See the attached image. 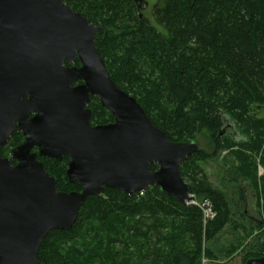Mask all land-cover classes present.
Returning a JSON list of instances; mask_svg holds the SVG:
<instances>
[{
    "label": "trees",
    "instance_id": "trees-1",
    "mask_svg": "<svg viewBox=\"0 0 264 264\" xmlns=\"http://www.w3.org/2000/svg\"><path fill=\"white\" fill-rule=\"evenodd\" d=\"M61 1L109 30L95 41L109 75L170 141L192 143L202 133L210 135L214 153L200 148L181 164L180 173L195 199L209 200L215 217L206 221L200 207L181 204L158 187L133 196L106 189L103 196L88 198L71 231L47 236L40 262L203 264L204 258H215L206 244L228 226L239 230L241 225L202 163L230 150L238 163L230 169L240 201L246 203L248 182L264 215V177L258 179L255 159L262 153L264 166V0H156L153 21L142 16V0ZM89 108L93 125L114 121L97 97ZM20 140L0 148V156L8 157ZM39 161L57 180L59 192L82 190L68 180V159ZM255 228L264 231V222ZM245 252L243 264L264 257V241Z\"/></svg>",
    "mask_w": 264,
    "mask_h": 264
},
{
    "label": "water",
    "instance_id": "water-1",
    "mask_svg": "<svg viewBox=\"0 0 264 264\" xmlns=\"http://www.w3.org/2000/svg\"><path fill=\"white\" fill-rule=\"evenodd\" d=\"M107 32L61 0H0V148L16 130L25 137L0 156V264H42L47 236L71 231L88 198L106 189L133 196L158 187L181 204L195 201L180 167L199 145L170 141L115 85L95 45ZM92 97L113 123L93 125ZM39 157L68 159V180L82 190L59 192Z\"/></svg>",
    "mask_w": 264,
    "mask_h": 264
},
{
    "label": "rangeland",
    "instance_id": "rangeland-1",
    "mask_svg": "<svg viewBox=\"0 0 264 264\" xmlns=\"http://www.w3.org/2000/svg\"><path fill=\"white\" fill-rule=\"evenodd\" d=\"M145 1H147L148 4H146ZM145 1L142 0L140 3L141 14L148 20L153 21V9L156 0ZM262 114L264 115V112ZM230 132L235 133L234 130H230ZM195 140L199 148L206 152L214 153L215 147L211 142L210 135L202 133ZM233 150L235 151L237 149ZM229 151L221 153L217 158L209 160L207 163H202L201 166L205 170L210 183L216 189L224 191L227 194L233 206V221L239 223L241 228L235 230L234 226H228L218 238L207 243L206 247L214 251L215 258L206 257L203 259V264H243L245 251L257 244L259 240L262 242L264 241V231L261 232L255 228L260 221L264 222V215L261 214L263 212L258 210L256 197L248 182L244 184L246 203L244 204L240 201L239 182L233 180L235 176L232 175L230 169L231 166L238 163L233 157L229 156ZM262 158V153L255 157L258 179L264 177V166L261 163ZM209 203V200L201 201L195 199L196 205L208 209L206 215L212 212L209 210L211 209ZM252 229L254 232L248 236V233L250 234ZM235 247L236 251L233 252Z\"/></svg>",
    "mask_w": 264,
    "mask_h": 264
},
{
    "label": "flooded vegetation",
    "instance_id": "flooded-vegetation-1",
    "mask_svg": "<svg viewBox=\"0 0 264 264\" xmlns=\"http://www.w3.org/2000/svg\"><path fill=\"white\" fill-rule=\"evenodd\" d=\"M77 62H78V60L74 63V65H71V64H69V63H65V66L66 67H72V66H77V67H80L81 66V64H80V66H78L77 65ZM81 83H78V84H76L75 86H78V85H80ZM93 98V97H92ZM91 105V104H90ZM91 109V108H90ZM34 117V115H31L30 117H29V119H32ZM114 122V121H113ZM112 122V123H113ZM19 125V122H16V126H18ZM107 125V124H106ZM94 126H99V125H94ZM15 137H17V138H19V139H21L20 140V144L18 145V146H20V145H22L23 143H24V141H25V137L23 136V133H22V131H20V130H16L15 132H13L12 133V135L10 136V138H9V145H10V142H11V140L13 139V138H15ZM9 145H8V147H9ZM17 146V147H18ZM7 147V148H8ZM17 147H14V148H17ZM7 148H4V149H7ZM14 148H12V149H14ZM10 149V148H9ZM11 150V149H10ZM9 150V151H10ZM33 153H36L37 152V149H34L33 151H32ZM9 156H10V154H9ZM8 156V157H9ZM39 159V158H38ZM12 163H13V165L15 166V165H17L18 163L16 162V161H14V160H12Z\"/></svg>",
    "mask_w": 264,
    "mask_h": 264
},
{
    "label": "built area",
    "instance_id": "built-area-1",
    "mask_svg": "<svg viewBox=\"0 0 264 264\" xmlns=\"http://www.w3.org/2000/svg\"><path fill=\"white\" fill-rule=\"evenodd\" d=\"M190 204L195 205V206H198V207H200V208L202 209L206 221H207V220H211V219H213V218L215 217V213H214V211H213V209H212L210 203H209V205H210L211 209H209V210H211L212 212H211V213H207V215H206V212L208 211V209L204 208L203 206L196 205V204H195V201L192 202V203H190Z\"/></svg>",
    "mask_w": 264,
    "mask_h": 264
}]
</instances>
